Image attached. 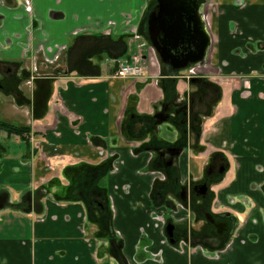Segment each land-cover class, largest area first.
<instances>
[{
    "label": "crops",
    "instance_id": "0c3cea01",
    "mask_svg": "<svg viewBox=\"0 0 264 264\" xmlns=\"http://www.w3.org/2000/svg\"><path fill=\"white\" fill-rule=\"evenodd\" d=\"M32 1L33 22L24 0H0V121L30 128L27 141L0 132V264H119L111 240L84 221L81 190L69 187L85 183L88 166L112 153L124 165L103 185L114 196L113 228L128 263L264 264V0H212L213 45L199 68L222 96L203 125L208 151L188 149L181 161L182 175L196 178L211 151L233 165L216 191L237 231L231 251L217 260L162 244L150 218L153 178L141 173L150 153L131 152L138 139L128 132L161 110L171 85L157 63L144 78L115 77L117 62L135 53L126 23H139L150 0ZM77 30L83 33L73 36ZM57 45L67 46L60 66L69 74L45 64L46 76L28 84L36 53L44 49L49 58ZM184 74L174 87L181 97L191 91Z\"/></svg>",
    "mask_w": 264,
    "mask_h": 264
},
{
    "label": "flooded vegetation",
    "instance_id": "af4514ba",
    "mask_svg": "<svg viewBox=\"0 0 264 264\" xmlns=\"http://www.w3.org/2000/svg\"><path fill=\"white\" fill-rule=\"evenodd\" d=\"M158 5V0H150L143 19L139 23L138 21L127 22L126 25L135 53L154 52L156 63L159 64L160 74H162L161 69L164 64L156 47L150 41L148 30L149 16ZM198 6L203 29L208 34L210 42L203 61L189 65L183 70L185 74L182 79L189 83L191 91L181 97L174 88L178 82V77H173L174 81L168 86L169 94L161 110L148 122L138 121L133 128L134 130L128 132L127 136L131 140L138 139V142L133 144L132 154L136 153V148L147 150L150 153L149 165L152 167L144 168L141 173L150 174L153 178L150 218L153 226L160 227L163 233L162 244L170 246L176 252L190 254L199 251L206 258L217 260L221 258L222 254H228L231 251L237 231L235 215L226 210L220 211L221 206L217 203L216 191V188L224 182L233 165L225 154L211 151L207 155V162L203 167L201 176L196 178L194 175L183 176L181 163L182 156L188 149L194 150L196 154L208 151L201 145L203 125L205 120L214 114L215 107L222 96L219 85L209 77L200 75L201 65L206 62L212 50V17L218 8L215 7L212 0H199ZM24 9L33 22V1L24 0ZM109 24L113 26L114 22L110 21ZM80 33H83V30L75 31L73 36H78ZM238 34L239 31L234 32V35ZM55 50V52L50 53L49 58L44 49L36 53L35 58L32 59L29 76L26 79L28 84L46 76L43 69L45 64L55 67V73L63 71L60 63L67 46L57 45ZM63 73L67 75L69 71L66 69ZM3 87L4 84L0 82V91L3 90ZM0 122L17 126L4 121ZM0 132H5L11 136L8 131L0 130ZM18 136L21 140H30V133L22 137ZM108 161L111 164L105 176L99 173L87 176L85 183L84 181L81 183L80 180H73L69 187L73 191L81 190L79 192L81 196L77 200L82 202L86 208L84 221L88 220L98 227L96 235H104L111 240L112 254L117 258L119 264H130L124 259L121 252L122 234L113 228V221L117 213L114 196L103 185L106 177L109 174L118 173L124 162L118 154L113 153L106 158L104 163ZM83 184H92V186L85 187ZM73 191L72 199L75 200ZM231 199L235 204V199ZM87 205L93 209L101 208L102 211L97 209L90 211ZM104 210H107L108 213H105ZM150 226L151 223L147 225V227ZM233 227L235 228L233 229ZM82 231L89 241L91 237L85 229ZM140 232L141 236L148 235L144 228ZM212 245L220 246L211 248ZM160 256L161 253H158L154 255L153 259H160ZM134 262L141 264L138 260H134Z\"/></svg>",
    "mask_w": 264,
    "mask_h": 264
},
{
    "label": "water",
    "instance_id": "95a60500",
    "mask_svg": "<svg viewBox=\"0 0 264 264\" xmlns=\"http://www.w3.org/2000/svg\"><path fill=\"white\" fill-rule=\"evenodd\" d=\"M158 3L149 16V38L166 70L176 75L203 61L210 39L203 29L199 0H158Z\"/></svg>",
    "mask_w": 264,
    "mask_h": 264
},
{
    "label": "built area",
    "instance_id": "2783aa9c",
    "mask_svg": "<svg viewBox=\"0 0 264 264\" xmlns=\"http://www.w3.org/2000/svg\"><path fill=\"white\" fill-rule=\"evenodd\" d=\"M156 57L154 52L134 53L130 61L118 62L115 77L140 79L148 76L149 67L155 66ZM161 77V74L159 75Z\"/></svg>",
    "mask_w": 264,
    "mask_h": 264
},
{
    "label": "trees",
    "instance_id": "16d2710c",
    "mask_svg": "<svg viewBox=\"0 0 264 264\" xmlns=\"http://www.w3.org/2000/svg\"><path fill=\"white\" fill-rule=\"evenodd\" d=\"M162 76L165 75L166 77H169L170 78V81H174V78L176 75H178L180 73L177 72L176 75H171V73L169 71L166 70V66L165 65H162ZM0 130H5V131H8L9 134H15V135H20L21 137L24 136L25 134H29L30 133V128L29 127H17V126H11V125H7L5 123H2L0 122ZM110 164L111 162L108 161L106 163H102L100 165H97V166H88V173L89 175H95V174H100L102 176H105V174L108 173L109 171V168H110ZM69 170V169H68ZM93 173V174H91ZM87 174V176H89ZM92 185V184H89V186ZM88 206V205H87ZM88 209L90 211H94V210H101V208H91L90 206H88ZM102 211V210H101ZM105 213H108L107 210H104Z\"/></svg>",
    "mask_w": 264,
    "mask_h": 264
},
{
    "label": "rangeland",
    "instance_id": "374dc122",
    "mask_svg": "<svg viewBox=\"0 0 264 264\" xmlns=\"http://www.w3.org/2000/svg\"><path fill=\"white\" fill-rule=\"evenodd\" d=\"M145 55L147 54V52L145 51V52H143ZM156 67H157V65H156Z\"/></svg>",
    "mask_w": 264,
    "mask_h": 264
}]
</instances>
